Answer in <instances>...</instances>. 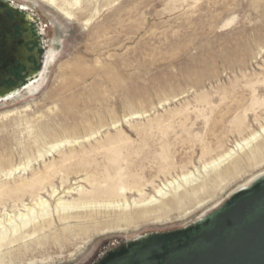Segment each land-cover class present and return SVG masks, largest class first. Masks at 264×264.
Segmentation results:
<instances>
[{"label": "rangeland", "instance_id": "1", "mask_svg": "<svg viewBox=\"0 0 264 264\" xmlns=\"http://www.w3.org/2000/svg\"><path fill=\"white\" fill-rule=\"evenodd\" d=\"M8 1L35 17L43 57L52 49V58L40 81L0 98V218L25 212L38 194L53 207L52 189L77 198L92 179L99 186L88 199L128 205L53 216L44 231L18 232L14 243L0 241V264H92L122 243L191 225L264 172V161L245 163L219 186L181 202L168 192L161 206L137 214L154 189L196 174L264 125V0H98L73 21L39 0ZM66 1L74 2L57 0ZM62 140L72 143L5 176ZM107 175L144 193H98ZM36 178L42 186L32 193L13 191ZM203 181L213 174L200 172L194 183Z\"/></svg>", "mask_w": 264, "mask_h": 264}, {"label": "bare ground", "instance_id": "2", "mask_svg": "<svg viewBox=\"0 0 264 264\" xmlns=\"http://www.w3.org/2000/svg\"><path fill=\"white\" fill-rule=\"evenodd\" d=\"M39 1L52 8L65 20L73 21L75 17L79 16V14H81L87 7H90L91 4L95 5L98 0H85L86 6L81 7L79 9H77V5H79L80 3L79 0H74L73 3L66 1L65 3H61V5L58 4L57 0ZM94 7L95 8L93 10L94 13H96L98 11V8L97 6ZM90 15L91 16L89 17V19L94 16V14ZM14 94L15 93H11L9 96H12ZM263 136L264 125H261L259 129L251 132L249 136L242 138L241 141L237 142L234 146L228 148L226 151L210 159L209 161L201 164L200 167L195 169L196 174L193 172H188L180 175L176 179L166 181V183H163L162 186L154 189V195L150 196V198L145 203V206L147 207H145L141 211H137V214L147 212L149 210L148 205L152 210L155 207L161 206L162 204L160 200H165L168 197V192L175 193V196L179 195V201L181 202L183 197L196 195L197 192L200 190L214 188L217 185L219 186L220 183L224 182L226 179H229L235 173H237L238 170L241 169L245 163L248 166H251L263 162ZM65 143L70 144L72 143V141L62 140L49 144V146L45 148L43 152L39 153V155L37 154V158L30 159L21 166L16 165L10 168L5 173V176L12 177V175H14L15 173H19L20 170L24 172L29 170L33 164L44 160L45 157H51L53 153L57 152V150ZM200 172L212 173L214 176V181H203L199 184L194 183L200 177ZM262 176H264V172H260L254 175L248 182L239 185L235 190H233V192H231V194L235 193L241 188L251 186ZM42 182L43 181L41 179L36 178L34 180H30L29 182L22 183L20 186L15 187V190L13 191H23V193L24 191H31L32 193L34 190H37L39 186H42ZM89 182H91L93 185L92 189L88 191H83L82 188H79L77 190V198H74L72 197V195H70V197H72L70 200L65 198L67 194L74 193L70 189L64 191L62 195H60L62 192L60 193L57 192V190L52 189L49 196L51 198H54L52 202L53 207L50 205V202L47 199H43L39 196V194L37 195L34 193L35 196L37 195V199H34L35 201L33 202L32 206H28L26 204L23 205L25 212L17 211L13 213V215H9L7 213L5 214L4 218H0V241L4 242L5 239H10L11 243H14L13 241L16 240L15 234L21 231H23V234H26L28 236L35 235L38 232L44 231L46 228H50L53 224V216H55L56 219L63 221L65 219L71 218L73 215H76L81 210L86 211L87 209L94 210L95 208H117L119 206L128 205L126 201H124V203H115L110 201H96L88 199V195H91L96 192V187L99 186L95 183L96 181H94L93 179L89 180ZM105 183L107 184V187L105 189L103 188L102 192L98 193H103L106 196H113L116 195L120 190L130 188H135V190L140 194L144 193L135 181H131V183H128L126 181H122L119 178L113 179L108 176ZM181 185L187 186L189 188L185 189L184 187V191L178 193L179 189L183 188L181 187ZM142 197H144V195ZM132 202H134V205L136 207L139 206L138 202ZM180 202H177V205H180Z\"/></svg>", "mask_w": 264, "mask_h": 264}, {"label": "water", "instance_id": "3", "mask_svg": "<svg viewBox=\"0 0 264 264\" xmlns=\"http://www.w3.org/2000/svg\"><path fill=\"white\" fill-rule=\"evenodd\" d=\"M98 264H264V176L191 225L122 243Z\"/></svg>", "mask_w": 264, "mask_h": 264}, {"label": "flooded vegetation", "instance_id": "4", "mask_svg": "<svg viewBox=\"0 0 264 264\" xmlns=\"http://www.w3.org/2000/svg\"><path fill=\"white\" fill-rule=\"evenodd\" d=\"M42 48L35 17L8 0H0V90L12 88L0 91V98L17 93L29 80L43 78L40 68L50 63L52 49L43 57ZM15 88L18 89L14 91ZM100 259L92 264H98Z\"/></svg>", "mask_w": 264, "mask_h": 264}]
</instances>
